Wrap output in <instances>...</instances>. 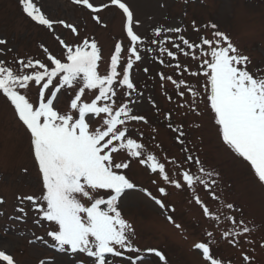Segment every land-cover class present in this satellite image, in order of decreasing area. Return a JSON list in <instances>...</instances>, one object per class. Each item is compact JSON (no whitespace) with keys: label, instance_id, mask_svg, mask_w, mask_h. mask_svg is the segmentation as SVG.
<instances>
[{"label":"rangeland","instance_id":"1","mask_svg":"<svg viewBox=\"0 0 264 264\" xmlns=\"http://www.w3.org/2000/svg\"><path fill=\"white\" fill-rule=\"evenodd\" d=\"M36 2L50 19L71 23L77 32L73 33L58 23L54 24L53 29L38 25L22 12L18 0H0V39L5 40V44L0 45V61L14 71L21 70V60H40L50 65L49 55L62 62L66 59V48L59 43L57 36L73 47L80 46L85 39L89 43L95 40L101 56L98 71L104 75L110 72L111 57L115 55V46L120 44L118 70L126 66L128 59H132L130 80L141 93L140 96H136L135 92L132 94L136 96L137 103L130 106L134 114L144 116L148 121L147 124L143 121L129 122L130 137L142 143L147 152L164 163L173 179H178V173L189 167L184 151L185 148L189 149L194 158L198 156L205 168L219 173L216 177L219 187L215 191L223 205L198 185L197 193L204 204L213 212L219 210L223 215L235 216L238 224L243 221L245 226H255L239 242L231 237L222 238L224 231L231 230V224L223 220V215L220 226L215 227V222L205 217L201 206L192 202L187 189L178 190L166 184L161 177L151 172L149 166L140 164L138 159L120 150L112 154L115 161L130 166L116 171L126 174L137 185V190H129L121 199L122 214L134 224L138 233L135 244L141 249L151 247L162 251L168 264H210L203 258L202 250L196 249L194 245L206 241L208 238L205 233L212 231L216 243L210 253L214 252L215 257L222 259L224 264H245V255L251 257L247 264H264V186L254 180L250 164L223 144L215 114L207 99L210 85L204 74L207 70L204 60L211 59V47L217 39L214 36L215 29L208 26L209 22H214L219 25V30L231 36L240 53L249 57V61L235 66L248 71L254 79L264 78V0H187V3L185 0H126L135 20L139 21L134 31L143 43L138 41L135 45L126 35V18L122 10L112 5L111 0H89L94 7H101L98 14H93L91 9L74 0ZM157 27L183 29L178 34H166L171 39L165 40L163 46L174 53L171 58L166 53L161 55L159 45L151 43L153 39H165V34L160 37L152 35ZM180 35L194 47L187 48L179 39ZM204 39L211 43L204 45ZM175 45H179L183 51H179ZM133 47L139 49V61L131 55ZM202 52L209 55H203ZM162 76H171L172 81L162 80ZM173 81H183L184 84H174ZM187 85L194 86L198 95L193 97L190 94L193 89ZM39 87L34 85L21 90V94L34 107L39 106ZM177 90L183 95H177ZM115 91L113 99L116 105L128 102L125 87L118 86ZM97 94L96 90H85L81 99L91 103ZM74 95L72 89H62L54 100L56 110L70 112ZM102 116L88 114L86 122L90 130L101 126ZM29 137L30 133L19 121L14 106L0 94V199L4 201L0 204V249L12 255L15 264H41L53 257L57 264H75L67 254H60L49 247L53 243L47 236V231L51 230L50 222H43L42 227L37 226L34 220L38 214L32 210L31 202L24 200L21 204L18 200V197L33 196L39 201L46 191ZM178 137L184 141L183 144L178 142ZM197 167L192 166L193 172ZM154 180L156 183H153ZM158 187L166 188L168 195L162 199L166 205L175 208V213L169 214L182 225V229L170 223L154 201L138 190L144 188L160 197ZM227 203H232L234 210L227 209L224 206ZM18 206L27 211L25 220L15 219L21 215L16 212ZM37 237H43L49 244H44ZM246 240H252L253 243L247 244ZM77 259L83 260L84 264H91V258L85 254H80ZM111 259L114 264H128L122 258Z\"/></svg>","mask_w":264,"mask_h":264},{"label":"snow or ice","instance_id":"2","mask_svg":"<svg viewBox=\"0 0 264 264\" xmlns=\"http://www.w3.org/2000/svg\"><path fill=\"white\" fill-rule=\"evenodd\" d=\"M74 2L91 9L93 14L102 10L101 7H94L89 0ZM185 2L187 3V0ZM18 3L22 12L38 25L53 29L54 24L58 23L73 33L77 32L71 23L50 19L36 0H18ZM111 4L122 10L126 18V35L132 44L141 41V37L134 31L139 21L135 20L126 0H111ZM102 7L106 8L107 5ZM208 26L215 29L214 36L217 38L215 45L211 47V59L204 60L207 65L204 74L210 85L207 99L215 114V123L219 126L223 144L237 157L250 164L254 180L264 186V78L254 79L248 71L236 67L235 65L249 61V57L240 53L231 36L226 31L219 30V25L209 22ZM182 31L180 27H157L152 35L160 37L165 34V39H153L151 43L159 45L161 55L166 53L171 58L174 53L163 46L165 40L171 39L166 34H178ZM56 39L66 48V59L63 62L52 55L48 56L50 65L40 60H21V70L14 71L0 61V94L14 106L19 121L30 133V143L39 172L42 174L43 189L46 190L39 201L33 196L18 197V200L21 204L24 200L31 202L32 210L38 214L34 220L37 226L42 227L43 222H50L51 230L47 231V236L53 243L49 247L56 249L60 254H67L75 264H84L83 260L77 259L80 254L91 258V264H114L111 258H122L128 261V264H168L162 251L151 247L141 249L135 244L138 233L134 224L122 214L121 199L129 190H137V185L131 182L126 174L116 171L127 169L130 165L116 162L112 154L125 150L130 157L138 159L140 164L149 166L151 172L161 177L166 184L178 190L187 189L192 202L201 206L203 214L215 222V227L220 226L223 214L219 210L211 211L204 204L197 193V186L201 185L214 200L223 205L215 191L219 187L216 179L219 173L205 168L198 156L194 158L190 150L185 148L189 167L178 173V179H173L166 171L164 163L147 152L142 143L130 137L129 122L143 121L147 124L148 121L144 116L134 114L133 107L130 106L137 103L136 96L141 93L130 80L129 70L133 68V60L128 59L126 66H121L118 70L120 44L115 46V55L111 57L110 72L102 75L98 71L101 56L95 40L89 43L85 39L80 46L73 47L65 44L59 36ZM179 39L187 48L194 47L183 35H180ZM210 43L208 39L203 40L204 45ZM4 44L5 40L0 39V45ZM219 45L226 46L218 47ZM175 46L179 51H183L179 45ZM138 51V47L130 50L137 61L141 59ZM202 54L209 55L203 52ZM162 80L172 81V77L162 76ZM173 83L184 84L183 81ZM34 85L40 86L38 107H34L26 96L21 94V90ZM118 86L125 87L129 97L128 102L120 106L116 105L113 99ZM187 87L193 89L190 93L193 97L198 95L194 86ZM62 89H72L75 93L71 99L70 112L61 113L54 107V100ZM85 90L98 91L91 103L81 99ZM134 92L136 96L132 95ZM177 95L182 96L183 92L177 90ZM90 113L96 117L103 114L101 126L94 130H90V125L86 122ZM177 139L178 142L184 143L180 137ZM193 165H198L195 172L192 170ZM138 190L154 201L170 223L177 229H182V225L169 214H174L175 208L166 205L162 199L168 195L165 187H158L160 197L154 196L144 188ZM3 203L0 199V204ZM224 206L234 210L232 203ZM16 212L21 213L15 217L17 220H25L27 217V211L22 206H18ZM223 220L231 224V230L222 233L224 239L231 237L239 242L245 234L255 228L245 226L243 221L238 224L233 215H223ZM205 235L208 239L196 243L194 247L202 250L203 258L210 264H224L222 259L215 257L214 252L210 253L216 243L213 232L207 231ZM37 239L46 245L49 244L43 237ZM245 243L252 244L253 241L246 240ZM250 259L249 255L243 257L245 264ZM0 262L15 264L13 256L3 249H0ZM41 264H57V261L53 257L42 261Z\"/></svg>","mask_w":264,"mask_h":264}]
</instances>
